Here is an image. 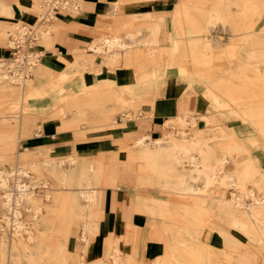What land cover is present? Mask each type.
Masks as SVG:
<instances>
[{"label": "bare ground", "instance_id": "1", "mask_svg": "<svg viewBox=\"0 0 264 264\" xmlns=\"http://www.w3.org/2000/svg\"><path fill=\"white\" fill-rule=\"evenodd\" d=\"M29 1L25 4L24 0H0V45L10 46L13 54H16V47L26 45L28 40L32 43L34 38L40 43L51 42L52 32L57 28L52 20L61 10H79L81 6L80 0ZM121 1L115 3L111 14L117 15L123 9ZM189 4L188 0H182L174 9L173 24L180 31L176 38H166L161 34L166 28L165 16L154 17L149 24V38L137 39L133 35L124 38L118 34L100 36L88 45L91 53L74 56L68 62L77 70L61 71L59 79L64 83L69 82L80 72V65H86L94 54L101 55L102 63L105 64L124 61L127 65L144 68L147 61L150 66L168 53L170 64H178L182 74L187 71L192 76L204 79L211 66L212 58L207 54L213 51V44L209 39L201 42L192 33H186L189 24H186L185 18V21L181 18L186 15L190 23L197 12L189 9ZM230 4L239 5L238 13L250 18L246 28H252L256 19L264 13V3L254 0H212L211 8L204 14L206 29L201 31H208L219 20L231 17L232 14L228 12ZM14 17L17 18L13 22L2 21L3 18ZM195 28L194 25L189 30ZM245 44L242 67L254 68V78L260 80L261 84L247 80L234 81L242 77L239 72L231 77L230 88L221 90L248 118L249 131L257 133L264 140V71L259 66L264 62V25L249 36ZM27 55L29 57L25 58ZM27 55L21 52L14 56H0V95H12L14 107L23 108L17 123L5 120L0 124V142L5 145V149L15 148L17 128L24 134L31 130L32 113L28 111L27 105L21 106L23 89L18 76L22 73L19 67L34 69L37 65L40 72L43 66L34 60L38 56L36 51L29 49ZM2 66H7V69L3 70ZM138 72L143 70L139 69ZM206 92L212 93L209 88ZM238 92H245L246 99L236 96ZM66 98V102L56 109V115L62 118L65 126L76 130L77 140H82L87 138L90 131L89 123L97 127V116L116 108L119 92L112 86L100 83L94 86L83 84L80 91L67 94ZM245 100L250 101L245 104ZM198 118L205 120L209 126L197 127ZM166 121L170 125L177 122L191 127V132L184 129L181 135H177L169 131L156 138L148 133H137L130 137L133 141L127 150L129 162L137 159L142 162L138 185L159 186L173 195L191 198L194 203L193 206L175 205L168 212L158 210L169 237L165 240L163 253L154 259L153 264H177V261L180 264H226L233 253H237L238 264H253L257 260L256 254L250 251L245 241L228 229L217 228L223 241V247L218 248L211 243L209 235L203 234V229L187 230L189 226L185 228L181 223L187 221L201 226V219L207 213L208 223L205 224L209 227H216L211 219L216 217L264 244L263 167L234 128L217 123L211 114L197 113L192 104ZM36 155L44 159L26 160ZM4 156L0 152V158ZM104 156L81 157L70 154L54 158L44 148L18 151L16 162L13 161L14 155H8L10 167L0 168V264H22L24 257L28 264H105L101 258L88 262L83 255L87 245L98 233L96 216L100 214L103 203V188L117 185L121 179L117 154L110 155L107 160ZM34 178L37 181L33 182ZM11 179L14 181L12 186ZM37 184L44 188L43 194L39 195L35 190ZM56 184L62 185V188ZM223 184L235 187L238 192L232 191L230 198H221L216 206L219 213L212 214L205 204L212 196V191ZM144 205H148L149 209V204ZM237 208L246 214L237 213ZM151 209L155 211V208ZM26 214L30 215L29 219L25 218ZM1 220L6 224L3 225ZM74 223L81 224V237L85 243L84 247L79 245L75 252L69 248ZM126 225L129 228L127 239L132 236L136 243L139 230L131 221ZM118 242V236L108 235L105 256L111 259L112 264H137L138 246L134 247L132 253L123 254Z\"/></svg>", "mask_w": 264, "mask_h": 264}, {"label": "crops", "instance_id": "2", "mask_svg": "<svg viewBox=\"0 0 264 264\" xmlns=\"http://www.w3.org/2000/svg\"><path fill=\"white\" fill-rule=\"evenodd\" d=\"M118 1L121 0H80L79 10L74 8L61 10L56 19L52 20L57 28L52 32L51 42L45 44L38 42L37 39L34 41L32 49L39 55V65H42L43 69L39 72L36 65L34 70L31 69L30 72H32L21 80L23 89L21 106H28V111L32 113V122L31 130L20 142H23L25 148L29 150L37 151L44 148L49 152V156L54 158L70 154H77L81 157L105 155L104 159L107 160L110 155L117 154L121 179L118 180L117 188L108 186L103 188L102 207L106 219H103L105 221L102 227L117 230L131 221L132 217L133 220L135 219L134 222L131 221L133 224H137L141 229L147 228L148 220L143 221L142 213H132L131 208H134V205L142 207L145 204L144 199L149 198V234L153 232L149 235V260L153 261L163 253L164 240H167L169 236L164 233L163 238L151 239L150 236H153L154 231L158 233V230L162 228L160 219L151 213L160 215L158 210L164 211L165 209L162 208L167 207L164 206L166 202L170 206L169 198L164 193L166 190L159 186L149 184V190L141 188L135 190L130 187L134 182L137 184L138 179L131 178V174L139 176L140 172L135 170L133 173L130 169L129 173L125 167L138 166L142 162L139 159L137 160L141 163L129 162L124 147L132 145V141L128 142L131 140L130 137L142 132V129L137 127L135 118L128 116L133 114V110L123 112L118 111V107L140 104L141 119L149 121L147 131L153 138H156L160 136V129L157 126H163V121L169 117L184 111L191 104L197 113L205 112L212 104L206 95L208 93H204L203 89L199 88L201 85L187 81V75L182 74L180 67L170 64V53L162 55L159 66H153V64L149 66V61H147L144 68L127 65L124 61L105 64L102 63L101 55L94 54L93 59L86 65H80V72L69 82L64 83L59 79L61 71L77 70V67H71L68 62H71L74 56L91 53L88 45L100 36L118 34L124 38H129L131 35L137 39L149 38V24L154 17L159 16H165L166 28L161 31L163 37L178 36L174 29L172 16L175 7L182 0H122L120 5L123 9L117 15L111 14ZM29 2V0H24L25 4ZM17 17L12 18L13 20L3 18L2 21L13 22ZM183 20L185 21L184 18ZM5 47V45H0V56L10 55L9 48ZM139 69L143 72H138ZM99 83L118 90L119 100L116 108H112L111 112L98 115L97 127L93 125L94 128L89 129L86 139L77 140L76 130L65 126L62 118L56 115V109L66 102L67 94L77 93L83 84L94 86ZM12 100L9 94L1 96L0 103L6 102L7 105L1 107L0 104V121L5 111L14 107ZM19 109L21 115L23 108L19 107ZM151 112L153 115L150 116ZM218 115V113L213 114L215 117ZM18 130L21 134V129L18 128ZM235 130L238 132L237 128ZM241 133L244 132L241 131ZM257 142L256 144H259V141ZM121 143L126 144L122 147ZM246 144L252 151L251 147L255 144L247 141ZM259 149H263L260 144ZM263 161L264 159H261L260 164L264 169ZM145 192H149V195ZM151 208H155V211ZM129 214L131 216H128ZM210 241L215 246L219 245L217 237L211 238Z\"/></svg>", "mask_w": 264, "mask_h": 264}, {"label": "rangeland", "instance_id": "3", "mask_svg": "<svg viewBox=\"0 0 264 264\" xmlns=\"http://www.w3.org/2000/svg\"><path fill=\"white\" fill-rule=\"evenodd\" d=\"M189 1V5L191 6V8L189 9H193L196 12L194 18H191L190 23L189 21L187 22V17L186 15L183 16L181 19L185 18L186 19V24H191L190 26L187 25L186 31L188 29V31L186 33H192L194 35L195 39L200 40L201 42H204V40H211L212 44H213V51L211 53H208V57L212 58V61L210 63V67L208 68V75L206 77H204V79L197 77V76H192L189 72L186 71V79L187 81L193 83V84H198L201 85L199 88L203 89L204 93L207 91V88H209L211 90V94H206L209 99L211 100V106L205 111V113L208 114H215L218 113V117H215L216 122L219 124H227L229 126H231L232 128H237L240 137L242 138V140H244L245 142L247 141L248 143L251 144H255V146L251 147L253 150V154L255 153V157L258 158L259 163L261 162V159H264V140H261L258 136L257 133L255 132H250L249 128V121L248 118L244 117V115H242V113H240L238 107H236L235 104H232V101H230L229 96L226 95L225 90L226 88H230L229 85H231V81L233 77V74L239 73L240 75H242V77L244 78L243 80H241V78L239 79H235L234 81H246L249 82H257L259 84H261L260 80L255 79V75H256V70L254 68H244L243 66V58H244V48L246 46L245 44V40L249 38V36L255 34L259 29H261V27L264 25V13L260 18L256 19V22L254 24V26L252 28H246L247 23H249V19L250 18H246L243 17L242 15H240L238 13V7L239 5L237 4H230L229 5V10L228 12H230V14H232L231 17L228 16V19L224 20L221 19L219 20L215 25H212L208 28V31L204 30L201 31L202 29H206L205 27V12L207 9H210V5L212 0H188ZM256 2H261L264 3V0H254ZM185 14V13H183ZM184 21V20H182ZM194 25L197 27L195 29L189 30V27H194ZM174 29L177 31L176 34H179L180 31H178V28L174 27ZM199 29V30H197ZM204 35V36H203ZM206 35V36H205ZM176 38V37H175ZM188 39V38H187ZM235 40H239V42L235 41ZM7 48H9L10 50V54H12V56H14L12 49H10V46L8 47L7 45H5ZM15 51V49H14ZM221 52V54H220ZM160 59V60H159ZM156 59L155 62L153 63V66H159L161 63V58ZM157 62V63H156ZM156 64V65H155ZM174 66H178V64H171ZM260 69L262 71H264V62L259 64ZM181 69V68H180ZM34 69H32L33 71ZM31 71V72H32ZM245 72V73H244ZM245 74V75H244ZM197 85V86H198ZM220 89H219V88ZM223 89V90H221ZM193 93V91H192ZM192 93H190L192 95ZM236 96H239L240 98H245L247 97V94L245 92H238L235 94ZM10 96V95H9ZM11 99L13 98L12 95L10 96ZM13 101V100H12ZM250 100H245L244 103L248 104ZM255 102V101H254ZM2 106L1 107H6V102L0 103ZM210 104V102L208 103V105ZM126 110H133V114L132 115H128L129 117H133L136 119V123L138 124V127L142 129V132L139 133H148V127L150 125H148L149 121H146L144 118L141 119V115H140V104L137 105H129V106H121L118 107V111H126ZM199 113H202L199 112ZM20 115V109L17 107H12L11 109H7L5 111V113L3 114V118L0 121L1 122L5 121V120H9V121H15V123H17V119H19ZM150 116L153 115V113L151 112L149 114ZM223 116V117H222ZM225 116V117H224ZM128 118V117H127ZM150 119V118H149ZM170 119V117L168 118V120ZM230 119V120H229ZM123 120H125L123 118ZM229 120V121H228ZM231 121V122H230ZM243 122V123H242ZM163 126H157L158 129H160V134L162 135L163 133L166 132H173L174 134L177 135H181L182 131L184 129H188L187 131L191 132V127L188 126H183L180 123L177 122H173L171 125L167 124V121H163ZM117 126V125H116ZM209 125L207 124V122L203 119L198 118V125L197 127L199 128H207ZM81 127H84L83 125H81ZM88 128L89 129H93V125L92 124H88ZM193 130V129H192ZM241 131H243L244 133H241ZM149 134V133H148ZM27 136V134H24L23 132L20 134L19 130L17 128V142L15 144V148L13 149H5V145L3 146V143L0 142V152H3L5 154L4 157L0 158V168L2 167H10V165L8 164L7 161V157L9 154L14 155L15 159L13 160L14 162H16V157H17V152L21 151V150H25L26 146L23 145V142H20V140L22 138H25ZM133 140H130L128 142H131ZM257 141H259L260 147L263 149H259V144ZM127 143V142H126ZM126 143H121V146L124 147L123 145H125ZM252 146V145H251ZM128 146L124 147V150H128L127 148ZM49 153V152H48ZM258 156V157H257ZM44 159L43 156L41 155H36L34 157H28L26 160H33V159ZM261 158V159H260ZM140 160V159H139ZM139 160H135L134 162H139ZM264 162V161H263ZM141 163V162H139ZM261 165V164H260ZM139 166H133L130 165L129 167L126 166L125 168H127V171L130 173V169H132L133 173H135V170H139ZM262 166V165H261ZM136 167V169H135ZM140 171V170H139ZM36 175V174H35ZM140 176V175H139ZM136 176L135 174H131V178H135V180L139 177ZM48 176H46L45 178H47ZM33 182L37 181V178H34L32 180ZM134 181H132L133 183ZM200 183H202V181H200ZM14 184V181L11 179L10 180V185L12 186ZM134 184V185H133ZM132 185H130L131 188L135 189L136 188H141L142 190H149V185H138L135 182ZM252 183H250L249 185H251ZM56 186L58 188H62V185H57ZM108 187H115L117 188L116 185H106ZM12 188V187H11ZM35 190L37 191V193L43 194L44 193V188L41 187L39 184L35 185ZM235 191L238 192V190L233 187V186H225L224 184L220 186V188L215 189V191H212V196L208 198V202L205 204V206L209 209L210 213L212 214H218L219 212L217 211V204L219 202V200L221 198H230L231 197V192ZM147 193V192H145ZM169 198L168 201L170 203V206H168V203L166 202L164 204V206L167 207H163L162 209H165V212H168L170 208H172L175 205L178 206H193V200L191 198H182L179 196H176L175 194H171L170 192H164ZM149 195V192L147 193ZM144 199V198H143ZM144 203L145 204H149V198H145L144 199ZM145 206V205H144ZM138 207L137 205H134V208H131L132 213L133 212H140L142 213V220L144 221V219L148 220L146 223L147 228L145 229H141V227L139 228L137 224H133V226L135 228H137L140 232L139 237L135 240L136 243L134 242V239L131 237H126L127 233L129 232V228L127 227L126 224L122 225V228H118L117 230H110V229H103L102 225H103V219H106V215L104 214V208L101 206L100 207V214L96 216V219L98 221L97 226H98V233L96 235V237L94 238V240L92 242H90L87 245V250L86 252L83 254L84 255V259L87 260L88 262L94 261L96 259L101 258L105 264H112V261L110 258H108L107 256H105V242H106V238L108 237V235L114 234L115 236H118L119 238V242L118 245L121 249V252L123 254H128V253H132L133 249L135 246H138V252L136 254V259H137V264H153L154 260H149V235L153 232H151L149 234V209H148V205L145 207ZM2 209V206L0 205V210ZM238 209V208H237ZM239 214H246L244 212V210L242 209H238L237 210ZM153 215H155L156 217H158L161 221V229L158 230V233L154 231L153 236L151 239L154 238H160V237H164V233L166 234L167 228L165 227V225L162 223V215H157L154 213H151ZM128 216H131V214H129ZM206 217H207V213H205L203 215V218L201 219L202 224L201 226L192 224L190 222H182L181 225L185 226V228L187 226H189L188 229H199L202 230L203 229V234L206 236H210L211 238H215L217 237V242H218V248L223 247V241H222V236L219 232V230L217 228H225L228 229L232 234H234L235 236H237L238 238L242 239L243 241H245V244L248 246V248H250V251L252 253L256 254V259L255 261H253V264H264V244H260L257 241L251 239L248 235L242 233L239 229H235L230 227L227 223H225L223 220L218 219L216 217H211V219L214 221V224L216 225V227H209L207 224L208 221H206ZM25 218L29 219L30 215L26 214ZM128 220V219H127ZM208 220V219H207ZM131 221H135V219L133 220L131 217ZM2 224H6V222L4 220H1ZM227 224V225H226ZM137 225V226H136ZM102 227V228H101ZM71 235L69 238V248L71 249V251H76L77 249H79V245L81 247H84L85 243L84 241H82V237H81V233H82V227L80 223H74L73 227H72V231H71ZM117 234V235H116ZM244 234V235H243ZM72 239V240H71ZM165 241V240H164ZM88 251V252H87ZM237 253H233L231 259L229 261L226 262V264H238L237 261ZM105 259V260H104ZM109 260V261H108ZM22 264H28V260L26 257L22 258ZM177 264H180L177 261Z\"/></svg>", "mask_w": 264, "mask_h": 264}, {"label": "built area", "instance_id": "4", "mask_svg": "<svg viewBox=\"0 0 264 264\" xmlns=\"http://www.w3.org/2000/svg\"><path fill=\"white\" fill-rule=\"evenodd\" d=\"M34 41H35V38L33 39L32 43L29 42V40H28L27 43H26V45L16 47V48H15V52H16V54L23 52L25 55H27L28 50H29V49H32V48L34 47ZM16 54L14 53V55H16ZM37 55H38V54H37ZM28 57H29V56L27 55L25 58H28ZM34 60H35V61H38V60H39V55L36 56V57H34ZM19 64H22V63L19 62ZM32 64H33V63H31V65H32ZM1 68H2L3 70H6V69H7V66H2ZM19 69H20V71L22 72L20 75H18V76L21 78V80H22L25 76H28L29 73H30V70H31L30 68L28 69V68H26V67H24V66L19 67Z\"/></svg>", "mask_w": 264, "mask_h": 264}]
</instances>
